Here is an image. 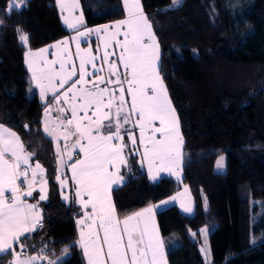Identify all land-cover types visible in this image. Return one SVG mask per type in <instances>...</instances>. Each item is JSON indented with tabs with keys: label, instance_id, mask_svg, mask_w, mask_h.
Wrapping results in <instances>:
<instances>
[{
	"label": "trees",
	"instance_id": "1",
	"mask_svg": "<svg viewBox=\"0 0 264 264\" xmlns=\"http://www.w3.org/2000/svg\"><path fill=\"white\" fill-rule=\"evenodd\" d=\"M170 2L140 0L160 46L159 71L184 141L180 181L193 207L190 215L175 205L155 213L159 235L172 234L176 241L166 250V264H206L200 250L204 228L207 264H264V214L256 202L264 199V0H183L178 8H169ZM7 3L0 0V123L17 133L28 152L41 147L33 161L46 170L49 189L40 203L43 228L26 241L27 251L47 243L50 259H56L69 246L57 264H84L75 243L79 210L60 199L56 151L41 129L46 104L30 87L22 62L24 51L71 32L61 25L54 0H28L10 13ZM79 5L87 27L123 17L120 0H79ZM17 28L29 34L27 46ZM219 155L222 172L214 170ZM127 161L125 182L111 191L119 218L178 189L169 176L148 180L130 151Z\"/></svg>",
	"mask_w": 264,
	"mask_h": 264
},
{
	"label": "snow or ice",
	"instance_id": "2",
	"mask_svg": "<svg viewBox=\"0 0 264 264\" xmlns=\"http://www.w3.org/2000/svg\"><path fill=\"white\" fill-rule=\"evenodd\" d=\"M27 2L8 0L6 11L21 9ZM56 2L64 25L76 35L49 46H64L57 59L47 60L44 54L48 48L37 52L29 49L25 52V62L32 74V83L39 89L41 101L47 105L49 96L54 101L44 108L43 131L45 138L56 144V180L62 190V199L69 204L77 203L84 210L83 217L76 221L79 239L75 243L82 249L87 264H166L165 242L154 222L151 226L149 223L153 220L154 207L159 206H150L121 220L111 197V191L125 182L120 170L130 166L124 140L126 136L135 147L136 129L139 130V145L143 147L142 161L147 162L150 179L156 180L159 172L165 171L179 178L174 169L183 164L184 141L159 71L160 46L153 25L143 12L140 0H123L126 19L94 28L86 26L82 12L75 14L80 7L79 0ZM182 3L183 0H172L169 8H178ZM2 24L0 20V26ZM17 32L21 44L27 46L29 34L20 28ZM91 34L97 35L105 49L102 57L94 55L90 48L80 47L81 37ZM121 35L123 40L118 38ZM70 42L76 44L78 67L67 47ZM109 48L120 49L116 59H109L116 55L114 51H107ZM97 60L108 65L107 76L100 74L102 69L97 68ZM57 64L59 70L55 67ZM118 65L123 67V72L118 70ZM89 66L93 71L88 70ZM126 96L131 98L130 105ZM133 119L135 122L130 129L127 125L132 124ZM157 121L159 127L155 124ZM24 127L31 130L27 124ZM60 140L64 142L63 149ZM76 149L79 152L74 151ZM41 150L38 146L28 152L17 133L0 123V260L11 255L8 264H35L40 260L57 264L69 251V246H65L61 257L56 259H50L47 243H42L32 253L27 251L26 241L43 228L40 202L49 196L46 170L38 161L32 163ZM80 153L83 158L72 163ZM223 161V156L217 160L218 169H223ZM157 164V175H153L152 169ZM65 167H70L72 172L74 195L63 191L69 187L68 180L62 178ZM37 191L39 199L29 203L26 198L35 199L34 192ZM180 195L161 201V205L175 202ZM206 203L205 198V206ZM181 207L186 213L193 212L190 206L181 204ZM208 231L207 228L200 230L204 238L200 250L206 264L210 257ZM251 242L254 244L256 238L253 237Z\"/></svg>",
	"mask_w": 264,
	"mask_h": 264
},
{
	"label": "crops",
	"instance_id": "3",
	"mask_svg": "<svg viewBox=\"0 0 264 264\" xmlns=\"http://www.w3.org/2000/svg\"><path fill=\"white\" fill-rule=\"evenodd\" d=\"M54 2H55V5H56L57 9L59 10V14H60V23H61V25H62L66 30H68V31H70V32L72 33L73 30L68 29L67 27H65L66 25H64L63 20H62V18H61V11H60V9H59V6L57 5L56 0H54ZM120 2H121V8H122V11H123V17H122L121 19H119L118 21H120V20H124V19L127 18V16H126V11H125V8H124L123 0H120ZM78 11H79V9L76 11V13H77ZM76 13H75V14H76ZM78 15H80V14L78 13ZM112 22H114V21H112ZM109 23H110V22H109ZM81 30H83V28H81ZM110 30H111V29H110ZM71 33H70L68 36H65V37L59 38V39H57V40H55V41H53V42H51V43H49V44H46V45L41 46V47L36 48V49H32L31 51H33V52H37V51L40 50V49L48 48V51L44 54L45 57H46L47 60H49V61L55 60V59H57V58L60 56V54H61V48L64 47V46L61 45L59 48H49V46L56 44L57 41H61V40H63V39L66 38V37H69V38H70ZM67 47L70 49V51H71V53H72V56H73V63H75V65L78 67V66H79V60L75 58V54H76V52H75V51L73 50V48H72V42H70V43L68 44ZM27 51H29V50L24 51V53H23V55H22L23 66H24L25 70L27 71V73L29 74L30 87H31V88L33 89V91L35 92V94H36V96H37V99H38L41 103H43V102L41 101V99H40L39 89H38V88H35L34 84H33L32 81H31V75H32V74H31V72L29 71V69H28V65H27L26 62H25V60H26V58H25V52H27ZM53 53H55V55H53ZM118 56H119V55H118ZM112 58H113V57L110 56L109 59L112 60ZM116 58H117V57H116ZM55 67L57 68V70H59V65H58V64L55 65ZM88 70L90 71V69H88ZM118 70H119L120 72H123V71H124L123 67L120 66V65H118ZM93 79H94V78H93ZM112 79L115 80V77H112ZM124 87H125V89H126V88H127V85L125 84ZM117 94H118V93H117ZM125 98H126V100L128 101V103H129V105H130L131 98L128 97V96H126ZM53 102H54V101H53V98H52L51 96H49V97H48V104L45 105V107L51 105ZM45 107H44V108H45ZM65 107H66V106H65ZM82 114H83V113H81V115H82ZM89 114H91V113H89ZM69 115H70V113H69ZM55 117H56V113L53 112V113H52V118L55 119ZM43 119H44V110H43L42 119H41V129H42V131H43V123H42ZM134 122H135V121H134V119H133V123L127 125V127L131 129V128L133 127ZM155 124H156L157 127H159V122H158V121L155 122ZM43 133H44V131H43ZM134 134H135V137H136V139H137V145H136L135 147L132 146L131 142L128 141V140H127V137L125 136L124 143L127 145V148H126V150H125V155H126V157H127V151H130L132 154H135L136 157H137V162H138L140 168L145 172V174H146V176H147V179L150 180V181H154V180H152V179L149 178V171H148V165H147V162L142 161L143 147L139 145V130L136 129ZM157 135H159V134H157ZM59 143H60L61 149H63V145H64L63 140H60ZM74 151L79 152L78 149H76V150H74ZM82 158H83V154L80 153L79 155L75 156L71 162H72V163H75V160H76V159H82ZM32 163H33V165H34L36 162H35V161H32ZM124 169H125V168H121V170H120V171H121V174H123V175L125 174V173H123V170H124ZM157 170H158V164L155 165V166L153 167V169H152V174H153V175H157ZM174 171H176V172H180V167L175 168ZM56 176H57V172H56ZM124 176H125V175H124ZM166 176H169V177H171L173 180H175V179H174V176H172V174H170L169 172H166V171H165V172H159V174L157 175V179H159V178H161V177H166ZM71 177H72V172H71V170H70V167H65V169H64V177H62V178H66V179L68 180V182H69V187L63 189L64 193L67 194V195H74V193H75V188L71 186V184H72ZM157 179H156V180H157ZM175 181H176V180H175ZM57 186H58V189H59V196H60V199H61V201L64 202V200H63L62 197H61V191H62V190H61L60 184H59L58 182H57ZM66 190H67V191H66ZM38 194H39L38 191H37V192H34V197H35V199L29 197V198H26L27 201H28L29 203H35L36 200L39 199V195H38ZM85 198H86V197H85ZM42 202H44V201H41L40 203H42ZM64 203H66V202H64ZM74 204L79 208V211H80V208H81V207H80L77 203H74ZM144 208H145V207H144ZM144 208L139 209V210L136 211V212H139V211L143 210ZM88 210H90V208H89ZM136 212H135V213H136ZM78 218H81V213H80V215H79L77 218H75V226H76L77 229H78V226H77L76 221H77ZM78 239H79V238H78V235H77V240H78ZM77 245H78V244H77ZM78 247H79V249H80L81 256H82V258H83V254H82L81 248H80L79 245H78ZM30 253H31V252H30ZM11 259H12V257L10 256L9 260H11ZM9 260H8V261H9ZM83 261H84V258H83ZM5 264H8V262L5 263ZM35 264H47V262H46V261H43V260H40V261L35 262ZM84 264H85V262H84Z\"/></svg>",
	"mask_w": 264,
	"mask_h": 264
},
{
	"label": "rangeland",
	"instance_id": "4",
	"mask_svg": "<svg viewBox=\"0 0 264 264\" xmlns=\"http://www.w3.org/2000/svg\"><path fill=\"white\" fill-rule=\"evenodd\" d=\"M66 2H67V0H66ZM171 3H172V0H171V2H170V5H171ZM169 5V6H170ZM59 9H60V7H59ZM59 11V10H58ZM60 11H61V9H60ZM78 13H79V11L76 13V15H78ZM80 14V13H79ZM65 15H67V12H65ZM119 20V19H118ZM118 20H114V22H110V23H105V24H114L116 21H118ZM101 25H104V24H101ZM97 26H100V25H96V26H93V27H88V28H94V27H97ZM66 27V26H65ZM84 30V29H83ZM83 30H81V31H83ZM110 31H115V29H111ZM76 35V33L73 31L72 33H71V36L70 37H72V36H75ZM119 39H121V40H123V36L121 35V36H119L118 37ZM80 47H81V49H91L92 50V53L94 54V55H99V56H103V54H104V51H105V49L103 48V45L101 44V42L97 39V35L96 34H91V35H89V36H87V37H81V43H80ZM72 48H73V50L76 52L77 51V49H76V44L74 43V42H72ZM97 49H99V52L97 53ZM107 51H109V52H115V56H112L113 58L112 59H116V57H118V55H119V52H120V49H118V48H109V49H107ZM95 63H96V65H97V68H100V69H102V72L100 73L101 75H105V76H107V71H108V65L107 64H104L103 62H102V60H97V61H95ZM88 69H90V71H93V69L89 66V68ZM53 144H54V148H55V151H56V144L53 142ZM221 156H223V155H219L217 158H216V161H215V165H214V170L215 171H217V172H222V170L223 169H218L217 168V160L221 157ZM224 158V157H223ZM177 173H179V178L177 177V175H172V176H174V179L178 182V185H179V187H178V189L173 193V194H171L169 197H167V198H164V199H162L161 201H166V200H170V198L171 197H173V196H176L178 193H180L181 195L178 197V199L175 201V202H171V203H169V204H167V205H161V201H159V202H157V203H155V204H152V205H149V206H147V207H145L144 209H146V208H148V207H150V206H159V207H154V215H153V220L152 221H150L149 223H150V226L153 224V222H154V226H155V228L157 229V227H156V222H155V213H156V211H159V210H162V209H165V208H167V207H169V206H171V205H175V206H177V208L179 209V211L181 212V213H183V214H185V215H190V214H192V213H186V212H184V210L182 209V207H181V204H183L185 207H192V201H191V198H190V195H189V192H188V190L187 191H185V189L187 188L181 181H180V179H181V174H180V172H177ZM67 191V190H66ZM39 195V194H38ZM261 207H260V211L264 214V199L263 200H258V201H256ZM193 208V207H192ZM78 210H79V208H78ZM83 209L82 208H80V211L78 212V215H77V217L80 215V213H81V217H83ZM90 211V210H89ZM133 214V213H132ZM76 217V218H77ZM124 218V217H123ZM123 218H120L121 220L123 219ZM77 231H78V238H79V229H77ZM158 231V230H157ZM159 234V233H158ZM160 236V235H159ZM160 238L165 242V253H166V250L168 249V248H170V247H173V246H175L176 245V241H175V239H174V235H169L167 238H162L161 236H160ZM81 251H82V249H81ZM165 253H164V258H165ZM82 254H83V258H84V262H85V264H87V260H86V258H85V256H84V253H83V251H82ZM203 254V253H202ZM165 261H166V259H165Z\"/></svg>",
	"mask_w": 264,
	"mask_h": 264
}]
</instances>
